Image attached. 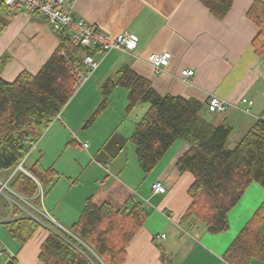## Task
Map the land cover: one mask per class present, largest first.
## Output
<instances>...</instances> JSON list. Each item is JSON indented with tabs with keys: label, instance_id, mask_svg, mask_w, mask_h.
I'll return each instance as SVG.
<instances>
[{
	"label": "crops",
	"instance_id": "0c3cea01",
	"mask_svg": "<svg viewBox=\"0 0 264 264\" xmlns=\"http://www.w3.org/2000/svg\"><path fill=\"white\" fill-rule=\"evenodd\" d=\"M256 2L264 4V0H234L224 19L216 18L201 0L77 2L75 16L111 38L134 34L139 37V44L130 54L112 52L104 59L100 53L95 55L101 63L93 74L94 80L88 81L95 90L94 103L88 105L83 97L75 96L37 141L34 154L31 151L28 156L25 165L33 157L29 168L40 163L45 169L53 168L59 177L43 202L48 221L69 232L91 196L97 205L109 203L116 211L141 203L151 214L128 247L127 264H166L161 259L162 252L173 264H229L225 254L264 203V188L257 183L248 188L230 211V228L226 232L212 235L200 222L180 226L178 221L191 204L188 190L194 181L191 174L177 168L186 143L178 140L172 146L144 189L146 174L138 163L136 147L130 142L137 122L149 106L139 105L126 115L129 91L118 87L109 97L108 108L90 123L89 119L103 100V83L130 65L161 96H181L204 104L212 97L227 101L230 106L225 112L207 110L206 115L215 126L227 124L233 133L237 132L234 144L241 141L264 115V56L253 48L259 27L248 15ZM59 43L45 16L18 11L0 38V57L11 56L3 78L12 82L23 71L38 73ZM163 52H171L172 60L168 67L156 71L151 57ZM185 69L193 70L194 76L183 78ZM108 113L112 120L103 118ZM178 143L179 150L175 151ZM84 144L88 147L84 148ZM5 180L1 177L0 182ZM157 181L167 187L165 194L156 195L151 190ZM125 190H136L139 195L125 198ZM31 204L34 206L33 201ZM8 215L1 205L0 217ZM261 229L264 235V223ZM159 234L166 238L156 240ZM48 235V230L40 229L14 254L18 263L44 264L39 256ZM251 264L263 263L253 260Z\"/></svg>",
	"mask_w": 264,
	"mask_h": 264
},
{
	"label": "trees",
	"instance_id": "16d2710c",
	"mask_svg": "<svg viewBox=\"0 0 264 264\" xmlns=\"http://www.w3.org/2000/svg\"><path fill=\"white\" fill-rule=\"evenodd\" d=\"M201 1L218 19H224L234 3V0ZM16 13L0 2V38ZM248 15L259 27L253 48L264 56V4L256 2ZM53 31L59 38V46L36 74L23 71L14 81H6L2 74L11 56L0 57V180L5 176L11 190L32 199L34 206L41 210L40 186L45 199L58 174L40 163L27 169V160L24 168L30 175L17 169L30 155L32 144L47 132L76 96V71H88L84 55L100 53L72 43L63 32ZM118 87L129 91L127 115L139 105L149 106L131 137L138 163L146 175L178 140L187 145L177 168L181 173L191 174L194 181L188 190L191 204L178 221L179 225L201 222L212 235L228 231L229 213L248 188L253 183L264 188V115L234 144L233 128L227 124L215 126L206 115L209 101L204 104L181 96H161L150 81L127 65L103 83V101L89 123L108 108L109 97ZM0 203L8 213H13V220L3 226L20 249L40 229L49 231L39 256L44 264H127L128 247L151 214L141 203L116 211L109 203L97 205L91 196L79 220L67 232L39 213L35 215L47 227L26 216L20 206L11 205L3 195ZM263 223L264 203L226 252L225 260L229 264H251L253 260L264 264ZM2 253L7 250L0 240ZM161 259L173 264L164 252ZM6 264L19 263L11 256Z\"/></svg>",
	"mask_w": 264,
	"mask_h": 264
},
{
	"label": "built area",
	"instance_id": "2783aa9c",
	"mask_svg": "<svg viewBox=\"0 0 264 264\" xmlns=\"http://www.w3.org/2000/svg\"><path fill=\"white\" fill-rule=\"evenodd\" d=\"M78 1L79 0H0V2L5 3L12 11L18 12L21 10L27 13H40L48 19L55 31L67 34L72 43L76 45L92 50H99L103 59L112 52L130 54L137 49L139 44L138 36L124 33L119 35L117 38H111L97 26L87 22L83 18L75 16L74 7ZM83 58L88 71H76L77 85L75 87V91L77 93L99 68L101 63L91 54H85ZM171 60V52H163L162 54L153 55L150 61L154 69L159 71L168 67ZM181 75L183 78L190 79L194 76V71L185 69L182 71ZM249 103L251 106L253 101H250ZM229 106L230 104L227 101L217 97H212L208 103V111L220 114L225 112ZM246 112L249 113L250 110L248 109ZM58 118H60V116ZM87 147L88 145L84 144V148ZM27 158L28 156L20 164L17 171H23L28 174L24 168V163ZM151 190L156 195H162L167 192V187L161 181H157L152 185ZM43 194V190L40 186L39 196L41 197L42 202H44ZM0 195L5 196L11 205L20 206L26 216L42 222L47 227L45 222H43L40 217L35 215V213H39L48 219L44 208L42 210L36 208L31 204L33 201L32 199L15 193L9 188L8 181L5 183L0 182ZM24 206L26 207L25 209L22 208ZM11 220H13V213H9L6 217H0V223L2 224ZM165 238V234H159L156 236V240L158 241Z\"/></svg>",
	"mask_w": 264,
	"mask_h": 264
},
{
	"label": "rangeland",
	"instance_id": "374dc122",
	"mask_svg": "<svg viewBox=\"0 0 264 264\" xmlns=\"http://www.w3.org/2000/svg\"><path fill=\"white\" fill-rule=\"evenodd\" d=\"M89 80H91V82L94 80L93 79V75L89 78ZM88 80V81H89ZM87 81V82H88ZM85 83V85H84V88L83 89H81V91H80V93L78 92L77 94H76V96H81V97H83L84 98V101H85V103H87L88 105H91L92 103H94V100H93V98H92V96H94V92H95V90L93 89V87L92 88H90L91 87V82L88 84V83ZM86 86V87H85ZM90 88V89H89ZM81 97H79L78 98V101L80 100V98ZM101 101V103H102V101L103 100H100ZM83 105V104H82ZM93 112H91V114H92ZM110 114L111 113H108V115L106 116V115H104V116H106V117H103V118H105V119H107V120H112L113 118H111V116H110ZM92 115H94V114H92ZM91 115V116H92ZM127 115V114H126ZM130 115V114H129ZM90 116V117H91ZM87 117H89V116H87ZM126 124H127V122H125ZM124 128H127V125H124ZM236 134H237V132L236 133H233V135H232V141L234 140V138H235V136H236ZM182 142V141H181ZM36 143L37 142H35V143H33L32 144V155L34 154V152H33V150H35V146H36ZM179 144L180 143H178V145L176 146V148H175V151H177V150H179ZM130 145L131 146H133V148H134V144L132 143V142H130ZM181 148V147H180ZM125 153L127 154V150L125 151ZM135 156V155H134ZM32 159H33V157L31 156L30 157V159H29V161L27 162V165H26V168L27 169H29V163L32 161ZM134 160H135V157H134ZM157 172V169L153 172H151L150 174H148V175H144V177H143V179H144V181H143V185H144V189L146 188V185H149L148 183H147V179L149 180V183H150V177L151 176H153V174H155ZM3 177H5V176H3ZM50 193V192H49ZM96 193H99V189H96ZM124 197L126 198H130V196H137V194L139 195V192H137L136 190H133V191H128V190H125L124 192ZM1 203H0V207H1ZM47 219V218H46ZM201 223V222H200ZM203 224V223H202ZM0 240H1V242L3 243V245H4V247H5V249L7 250V253H2V254H0V264H6L7 262H8V260H9V258L11 257V256H14V254H16L17 253V251H19L20 250V247H19V245L16 243V241L12 238V236L10 235V233L5 229V227L3 226V224L2 223H0Z\"/></svg>",
	"mask_w": 264,
	"mask_h": 264
}]
</instances>
